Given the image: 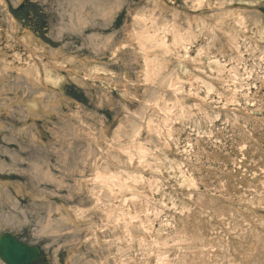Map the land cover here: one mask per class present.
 <instances>
[{
    "label": "rangeland",
    "instance_id": "1",
    "mask_svg": "<svg viewBox=\"0 0 264 264\" xmlns=\"http://www.w3.org/2000/svg\"><path fill=\"white\" fill-rule=\"evenodd\" d=\"M5 232L37 264H264V0H0Z\"/></svg>",
    "mask_w": 264,
    "mask_h": 264
},
{
    "label": "water",
    "instance_id": "2",
    "mask_svg": "<svg viewBox=\"0 0 264 264\" xmlns=\"http://www.w3.org/2000/svg\"><path fill=\"white\" fill-rule=\"evenodd\" d=\"M40 248L4 233L0 236V257L6 264H36Z\"/></svg>",
    "mask_w": 264,
    "mask_h": 264
}]
</instances>
